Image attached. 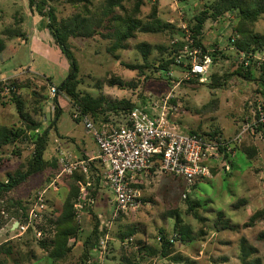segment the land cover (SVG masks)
<instances>
[{"label": "rangeland", "instance_id": "1", "mask_svg": "<svg viewBox=\"0 0 264 264\" xmlns=\"http://www.w3.org/2000/svg\"><path fill=\"white\" fill-rule=\"evenodd\" d=\"M46 1L47 11L50 8L56 9L59 21H70L77 17L80 22L86 20L82 33L88 31L93 35L72 37L69 40L73 57L80 68L79 90L83 94H90L95 98L105 97L110 101L130 98L138 106H150L170 97V105L176 109L169 116L171 124L183 132H217L227 141L253 125L257 107L264 102V85L260 81H247L235 76L223 88L212 89L210 86L214 73L221 78L231 76L241 62L235 43L231 41L240 38L234 32L239 22L237 12H227L216 20L211 18L206 21L204 44L210 52L215 49L224 52L226 58L219 56L216 64L211 62L204 79L194 78L193 80L198 81L189 83L187 80L181 81L185 74H178L177 71L181 70L176 67L168 72L147 68L140 72L129 70L125 66L144 65L140 47L142 43L151 45L150 61L159 66V60L168 58L166 51L162 53L160 47L170 50L179 41L176 36L172 37L170 30L152 34L138 32L126 48L113 50L119 22L112 21L113 15L107 16L106 11L111 7L110 0H90L88 14L82 3H72L71 0ZM144 1L140 16L144 23L149 21L152 8L157 6L161 22L190 35L195 17L221 0ZM133 2L125 1L126 9L130 10ZM114 11L117 13L114 15L125 16L121 8H115ZM48 23L47 17L30 9L28 0H0V38L6 45L0 54V74L2 77L21 76L18 80L22 82L31 80V88L20 90V94L28 103L29 110H33L34 106L38 107L36 103L40 99L45 115L52 123L56 115L53 109L55 102L50 96L46 79H51L55 85H62L69 77L71 66L55 41L47 39L48 45L40 40L32 44L35 26L38 24L39 31L44 34ZM254 28L264 35V14ZM183 32L181 33L184 35ZM39 38L45 39L42 35ZM252 72L255 79L262 75L258 68H254ZM114 79L121 80L124 87L112 85L110 82ZM10 101L5 99L4 105L0 102V124L9 128L23 127L16 107ZM59 104L63 111L57 130L51 131L52 141L46 159L59 161V153L65 151L72 157L71 163L77 162L82 157L76 154L69 138L65 137L66 141H60L62 146L55 141L74 134V130L83 131L84 126L73 120L72 105L66 97H61ZM8 105L14 106L15 114ZM260 139V133L251 127L242 142L234 146L235 151L238 149V171L232 170V164L225 170L222 163L218 162L216 169L212 168L215 170L212 177L193 187L186 199L183 197L186 186L182 179L158 171L138 176L137 183L133 186L141 192L140 209L123 215L119 220H114L112 206L107 202L111 199V191L99 188L96 207L86 209L78 220L81 239L71 242L73 250L66 263L53 262L40 245V241L49 243L52 239L50 235L43 233L38 238L34 232L20 235L13 230L12 225L18 220L9 217L12 214L7 210L8 207L12 209L16 201L25 207L29 203L31 208L36 196L46 191V210L39 224L45 223L47 226L45 216L56 218L66 196L65 178L70 176L59 177L63 168L59 161L58 170L50 168L31 176L6 195L1 209L7 222L0 226V246L8 245L13 248L11 260L8 257L10 264L15 260L22 264H81L84 241L94 222L93 212L98 217L101 215V226L109 230L107 249L103 253L98 251L94 254L103 264H245V246H253L257 250L247 259L246 264H255L258 260L260 264H264V240L260 238L264 233V216L253 224L250 220L256 213L264 212V141ZM245 146L258 149L257 157L252 161L243 154ZM58 147L63 150H58ZM33 149V146L27 148L24 143L18 142L0 150V181L7 182L9 175L25 173L32 159ZM195 203L200 205L193 208L197 210V215L191 210ZM174 211L183 220L182 225L190 227L194 238L174 243L173 257H181L179 263L172 262L171 258H163L160 253L142 250L144 246L159 250V237L165 236L170 240L180 237L179 228L176 229V217L172 215ZM221 211L225 214V219L217 225ZM131 229L136 230V233L127 238L131 242L126 244L127 239L122 236ZM243 240H246V245ZM5 256L0 254V261Z\"/></svg>", "mask_w": 264, "mask_h": 264}, {"label": "trees", "instance_id": "2", "mask_svg": "<svg viewBox=\"0 0 264 264\" xmlns=\"http://www.w3.org/2000/svg\"><path fill=\"white\" fill-rule=\"evenodd\" d=\"M30 9L35 13H38L42 17H47L49 23L47 24V30L56 45L62 50L63 54L67 57L70 62V73L68 79L62 85H55L51 79H46L50 85H54L57 88V95L54 98L55 102V119L52 123H47L44 125V109L41 105V100L36 103L38 107L34 106L33 110H29L28 103L23 99L20 94L22 89H30L32 85L31 80L25 82L16 80L14 82V87L16 92L7 98L11 100L10 102L15 105L18 115L20 116L21 123L23 127L20 128H9L0 124V150L5 147L16 145L18 142L24 143L27 148L33 146L32 159L30 160L28 170L25 173L18 172L16 175H9L7 182L0 181V226L7 222L5 215L2 213V207L5 201L6 195H8L15 188L20 186L22 183L27 181L31 176L45 172L46 170L53 168L55 170L59 169V161L54 159L53 161H48L46 159V153L49 148L51 141V131L52 129L57 130V123L62 114V107L59 104V99L61 97H66L73 108L74 105L80 106L84 114L90 115L95 122L107 123L111 117L115 115L129 114L135 108L139 107L134 99H122L118 101H110L105 97L95 98L90 94H83L79 90L80 80L79 72L80 68L77 61L73 57V53L70 47V38L72 37H92L91 33L84 32L86 20L78 21V17L70 21H59L56 15V9L50 8L47 11V1L42 0L38 2L37 0H28ZM127 0H110L111 7L106 11L107 16L112 17V21H118L119 26L115 31L116 42L114 44L113 50L126 48L128 42L135 38L136 33H163L170 30L172 37H177L178 43L173 44L169 49L165 50V47H160L162 53L166 51L168 58H162L159 60V66L150 61V51L151 45L148 43H142L140 45L142 49L143 62L144 65H129L125 64L126 68L132 71H140L143 69H156L163 72H168L172 67L179 68L181 71L178 74H185V69L182 66H178L176 63L177 56L185 45L189 44L190 40L194 42L193 46L196 48H201L204 54L210 56L213 63L218 62V57L226 58L224 52L215 49L210 52L203 42V31L204 25L208 19H218L227 12L238 14L239 22L235 26L234 32L240 38L235 39V46L238 50V55L243 56H254L256 54L264 52V35L260 34L255 30V24L264 14V0H221L216 4L208 7L206 10L202 11L200 15L195 17V24L191 27L190 35H187L183 30L176 31V28L172 25L165 24L159 20L158 17V7L154 6L152 12L149 16V21L144 23L141 19L142 7L145 4L144 0H129L134 1L133 7L128 10L124 6ZM72 3H82L84 5V11L88 14L90 13L88 5L91 4L90 0H71ZM115 8H121L125 13V16L114 15L116 12ZM117 14V13H116ZM111 21V19H109ZM176 31V32H175ZM183 32L184 35L181 33ZM174 34V35H173ZM233 41V39H231ZM237 41V42H236ZM5 42L0 38V54L5 50ZM250 65L245 67V62L241 61L235 73L231 76L221 78L217 73L211 76L212 89L223 88L228 84L229 79L232 77H239L247 81H260L264 85V63L259 68L258 62L251 59ZM254 68L260 69L262 75L259 79H255L252 70ZM198 80H189V83H196ZM112 85H120L124 87V83L121 80H111ZM0 102L2 105L6 104L4 100L0 97ZM264 109V102L262 103ZM258 108V107H257ZM258 110V109H257ZM192 135H198L203 137H216L219 136L217 132H212L208 134H201L195 131L189 132ZM244 153L247 158L252 161L257 157L258 149L256 147H243ZM235 151V150H234ZM90 173L92 177H95L94 185L98 187L101 183V176L103 175V167L99 160L91 162L89 164ZM215 173V170H212ZM67 183L65 187V198L63 202L62 210L56 218L44 217L45 223L38 225V228L52 237L51 241H40V245L47 252L49 258L56 263H66L69 259L70 254L73 250L72 241H79L81 239L80 235V223L77 220L76 205L80 195L81 185L86 182L85 175L82 172L77 171L73 175L68 176ZM197 186V185H196ZM195 186V187H196ZM99 188V187H98ZM98 190V189H97ZM91 191L90 197L96 198L98 191ZM36 196L35 200L37 199ZM29 204V203H28ZM25 207L20 202H15L12 206L7 208L9 217L15 218L18 221L24 220L29 211V206ZM243 203H240V205ZM18 207V208H15ZM200 207L198 203H195L191 210L197 215V210L193 209ZM93 215V225L91 232L87 235L84 245H83V255L81 264H103L100 259H97L94 254L98 251L101 252L100 241L105 237L109 230L106 227L101 226V221L98 215ZM172 215L176 217V229L179 230V238H175L171 241L165 236H162V242L159 250L152 249L151 247H143L142 250H150V252L158 254L163 258H171L172 262L179 263L182 259L181 257H173L175 242H186L188 240H194L192 237V231L188 225H182L183 220L180 215L174 211ZM217 225L220 224L225 219V214L221 211L218 214ZM264 216V212H258L251 217V223L253 224L258 218ZM122 219V218H121ZM226 227V226H225ZM49 228V229H48ZM33 230H29L28 233H32ZM136 230H128L122 237L123 239L131 238L135 235ZM264 240V233L260 237ZM246 240H243L244 245H246ZM143 245H145L143 243ZM13 248L8 245L0 246V254L6 255L5 259L0 261V264H10L8 257L11 260ZM257 252L256 248L253 246H245V251L243 253V261L246 264L247 259ZM7 257V258H6ZM104 262V261H103ZM13 264H22L19 261H14ZM130 264H132L130 262ZM255 264H260L259 260Z\"/></svg>", "mask_w": 264, "mask_h": 264}, {"label": "built area", "instance_id": "3", "mask_svg": "<svg viewBox=\"0 0 264 264\" xmlns=\"http://www.w3.org/2000/svg\"><path fill=\"white\" fill-rule=\"evenodd\" d=\"M234 41L235 39L232 42ZM193 44L190 40L176 59L178 66L186 68L181 81L204 79L212 62L210 56ZM251 59L256 60L260 68L264 63V52L241 57L245 67L250 65ZM19 77L21 76L2 77L0 74V97L3 100L17 91L13 84ZM48 87L50 96L54 99L57 88L50 84ZM175 110V107L170 105V97H166L150 106H139L129 114L115 115L107 123H98L90 115L84 114L80 106H73V120L83 124L98 145L99 160L104 168L103 186L109 187L113 196L110 205L114 220L140 209L141 192L133 186L137 183L138 176L158 171L182 179L186 186L183 194L186 199L198 182L212 177L213 161L222 163L225 170L229 168V157L234 152V146L242 142L251 127L260 133L264 141V109L261 104L255 113L253 125L238 132L231 141L221 136L203 137L181 131L170 122L169 116ZM71 158L67 152L59 153V161L63 167L59 177L71 175L76 171L82 172L86 177L76 205L79 220L86 209H92L95 205V198L90 197L89 192L95 179L91 176L89 167L92 160L71 163ZM45 194L46 191L38 195L24 220L13 223V230L24 235L32 229L36 237H42L43 232L38 225L46 210ZM158 240L162 242V237ZM130 242L131 240L127 239L125 243ZM108 243L109 233L100 241L101 253L107 249Z\"/></svg>", "mask_w": 264, "mask_h": 264}, {"label": "crops", "instance_id": "4", "mask_svg": "<svg viewBox=\"0 0 264 264\" xmlns=\"http://www.w3.org/2000/svg\"><path fill=\"white\" fill-rule=\"evenodd\" d=\"M39 26H41L40 25V23H39ZM42 27V26H41ZM40 35H42V37L44 36V38L46 39H41V38H39L40 37ZM47 39L48 40H50V41H52L53 40V38L51 37V35L49 34V32H48V30L46 29L45 30V33L43 34L41 31H39V29H38V24L35 26V28H34V35H33V37H32V44H35V42H37V41H39L40 40V42L42 43H45L46 45H48V41H47ZM54 41V40H53ZM28 42V41H27ZM53 44V43H52ZM51 45V44H50ZM56 45V44H55ZM2 60V59H1ZM3 77H5V76H3ZM9 77V76H8ZM135 102V101H134ZM11 106V109H12V112H13V114H15V109H14V106L13 105H8L7 107H10ZM142 106H145V105H142ZM43 119H44V125H46L47 123H50V120L51 119H49V117L47 116V115H44V117H43ZM115 119H112V121H114ZM116 121V120H115ZM235 130H233V132H234ZM60 134V133H59ZM52 136V135H51ZM60 136H63V135H60ZM220 136V135H219ZM64 137V139L62 140H56L55 142L56 143H58V145H60V146H62L61 145V142L60 141H66V139H65V137L66 138H69L70 140H68V141H70L71 142V144H73V147H74V150L76 151V154L77 155H79L80 157H82L81 158V160H79V161H86V160H92V162H94V161H96V160H99V155H100V151H99V148H98V145H97V143H96V141L93 139V137H92V135L84 128V130L83 131H76V130H74V134H71V135H65V136H63ZM260 140H262V139H260ZM51 141H52V138H51ZM50 141V142H51ZM263 146H264V144H263ZM60 147H58V150H63L62 148L61 149H59ZM235 150V149H234ZM238 149H236V151H234L233 152V154L229 157V162H230V164H232V170L233 171H238L237 170V161H238V159H239V157L237 158V151ZM65 152V151H64ZM241 152H243V151H241ZM243 154H245V153H243ZM242 154V155H243ZM236 155V156H235ZM246 155V154H245ZM233 157H235V158H233ZM100 161V160H99ZM216 162H218V161H213L212 163H211V168H214V169H216L215 167L216 166H218V163H216ZM103 173H104V168H103ZM94 179H95V177H94ZM95 181V180H94ZM101 183H100V185L98 186L100 189L101 188H107V189H109L110 190V188L109 187H107V186H103V175L101 176ZM203 181V180H202ZM198 183H201V181L200 182H198ZM98 187H96L95 185H94V182H93V188H91V189H89V192L91 193V191H96L97 189V191H99V188ZM111 191V190H110ZM98 193H97V196H96V198H95V205H94V207H96V205H97V202H98ZM111 199L109 200V201H107L108 202V204L110 205V201L112 200V192H111ZM85 212V211H84ZM103 213V212H102ZM104 214V213H103ZM100 217H101V215H99ZM100 217H98L99 219H100Z\"/></svg>", "mask_w": 264, "mask_h": 264}]
</instances>
